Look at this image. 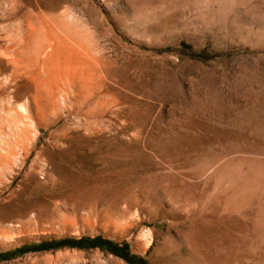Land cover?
Instances as JSON below:
<instances>
[{
    "label": "rangeland",
    "instance_id": "rangeland-1",
    "mask_svg": "<svg viewBox=\"0 0 264 264\" xmlns=\"http://www.w3.org/2000/svg\"><path fill=\"white\" fill-rule=\"evenodd\" d=\"M141 1L0 0V264H218L220 228L191 256L167 243L165 167L253 137L238 117L264 116V49L180 22L143 31L135 13L153 0ZM85 48L106 66L85 71Z\"/></svg>",
    "mask_w": 264,
    "mask_h": 264
},
{
    "label": "bare ground",
    "instance_id": "bare-ground-1",
    "mask_svg": "<svg viewBox=\"0 0 264 264\" xmlns=\"http://www.w3.org/2000/svg\"><path fill=\"white\" fill-rule=\"evenodd\" d=\"M148 1L143 0L141 2L147 5ZM139 4L141 3L139 2ZM143 8L136 10L137 12L135 13V17L141 24L143 31L150 30L160 24L168 25L180 22L187 31L195 34L205 36L209 32L215 31V33L234 38L241 43H248L253 47L264 49V0H153L150 5L143 6ZM65 23H67V19ZM49 25L51 24L49 23ZM69 27L66 29H69ZM51 29L49 31H53L55 28L51 27ZM73 33L75 34L76 32ZM54 34L56 33L54 32ZM62 38L64 37L62 36ZM76 39L77 37L74 40ZM86 41L89 40L86 39ZM91 45H88L89 48H87L90 49ZM49 46L52 45L49 44ZM64 46L66 45L64 44ZM91 48L93 49V47ZM81 49H79V57L80 52L83 51ZM88 49L84 51L88 52V58L85 62L87 61L89 64L83 62L82 59L81 63L84 64V69L86 67L85 64L90 65L92 68L90 70L91 68L87 66L90 69L85 71L96 73L100 71L99 68L103 64V58L106 56L104 57L105 54L101 53V50L100 52L98 50L97 54H92V50ZM59 50L57 49V51ZM65 50L62 51L61 49L63 53L66 52ZM61 51L57 53L55 50L57 54L54 53L61 56ZM49 55L51 56L52 53ZM57 62L59 63L60 61L58 60ZM77 63L78 65L80 64L79 62L75 64ZM56 64L53 63L55 70L57 69ZM15 67L17 68L16 65ZM45 69L47 68L45 67ZM67 69L66 71L63 70V72H67ZM77 69L78 67L75 74H78ZM47 70V72L51 73L49 69ZM34 71L36 72L35 68ZM60 71L58 70L56 74L59 75ZM73 71L69 69V73ZM44 72L46 73V71ZM262 100H264V95ZM251 112L240 115L238 120L241 122L239 124L241 128H249L252 138L244 139L245 136L240 135V137L235 136L225 141L222 140L205 148L182 150L183 152L173 153L167 163L163 162L166 163L165 168L166 172H168V193L162 201L164 207L158 211L157 215L163 219L167 226L166 230L169 235L166 237V241L174 252L191 256L202 244V236L207 229L213 230L217 228L219 230L218 228H220L223 233L219 230L221 234L217 235L215 239L212 238L216 250L212 254H208V259L212 263L264 264V116L260 113L259 115L256 112ZM260 112L264 114L263 110ZM14 126L16 128V125ZM21 132L25 133L26 131ZM17 133L18 135L20 134L18 131ZM139 133L140 131L138 130L137 135ZM21 136L22 134L18 137ZM6 158L8 162V156ZM151 204H154L153 200L148 197L137 199L134 203L130 200L124 205L122 213L124 215L130 214L134 206L141 211ZM239 221H242L241 223L243 224H240ZM238 230L239 233H236Z\"/></svg>",
    "mask_w": 264,
    "mask_h": 264
},
{
    "label": "trees",
    "instance_id": "trees-1",
    "mask_svg": "<svg viewBox=\"0 0 264 264\" xmlns=\"http://www.w3.org/2000/svg\"><path fill=\"white\" fill-rule=\"evenodd\" d=\"M39 248H46V247H39Z\"/></svg>",
    "mask_w": 264,
    "mask_h": 264
}]
</instances>
